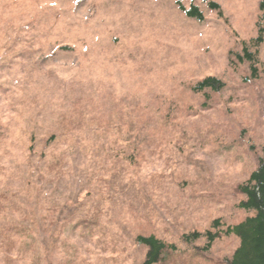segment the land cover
Masks as SVG:
<instances>
[{
    "label": "rangeland",
    "instance_id": "rangeland-1",
    "mask_svg": "<svg viewBox=\"0 0 264 264\" xmlns=\"http://www.w3.org/2000/svg\"><path fill=\"white\" fill-rule=\"evenodd\" d=\"M261 1L0 0V264H142L138 235L175 245L158 264H226L237 237L185 235L252 214L264 43L258 78L236 53Z\"/></svg>",
    "mask_w": 264,
    "mask_h": 264
},
{
    "label": "trees",
    "instance_id": "trees-1",
    "mask_svg": "<svg viewBox=\"0 0 264 264\" xmlns=\"http://www.w3.org/2000/svg\"><path fill=\"white\" fill-rule=\"evenodd\" d=\"M210 7L222 14L219 3L211 1ZM181 9L190 17L203 20L204 14L197 5L192 4L190 8L181 5ZM260 9L264 20V0L260 2ZM264 43V25L259 23V35L251 38L248 42H243L242 51L236 53L240 63L248 62L251 74L254 78L259 77V51L258 47ZM226 83L216 77L208 76L199 81L195 88L204 90L220 91ZM238 190L244 195L238 206L252 214L242 221L228 224L223 227L221 219L217 218L212 222V229L205 232L194 231L186 234L187 240H197L201 237L206 238L203 249H209L212 244L223 235H234L239 239V244L232 255L225 259L226 264H264V143L262 145V155L258 160L256 168L250 173L249 177L238 185ZM138 243L147 248L145 259L142 264H158L164 258L165 253L175 248V245L168 244L155 235H138Z\"/></svg>",
    "mask_w": 264,
    "mask_h": 264
}]
</instances>
